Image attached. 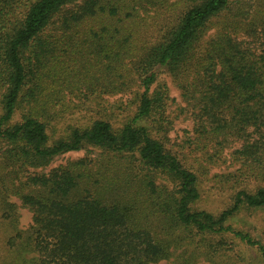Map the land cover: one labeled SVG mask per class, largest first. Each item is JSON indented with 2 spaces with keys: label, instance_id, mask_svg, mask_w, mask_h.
<instances>
[{
  "label": "trees",
  "instance_id": "obj_1",
  "mask_svg": "<svg viewBox=\"0 0 264 264\" xmlns=\"http://www.w3.org/2000/svg\"><path fill=\"white\" fill-rule=\"evenodd\" d=\"M161 71L183 103L173 116L167 85L152 89ZM131 92L137 111L120 127L98 113L103 95ZM181 112L193 122L185 142L207 163L233 148L239 164L224 176L231 205L217 214L195 205L207 165L194 169L168 141ZM93 147L96 158L44 170ZM104 161L123 164L115 181L82 179ZM12 196L32 213L26 229ZM255 208L264 0H0V264H26L28 251L37 264H221L236 243L264 264V229L257 238L230 223Z\"/></svg>",
  "mask_w": 264,
  "mask_h": 264
},
{
  "label": "rangeland",
  "instance_id": "obj_2",
  "mask_svg": "<svg viewBox=\"0 0 264 264\" xmlns=\"http://www.w3.org/2000/svg\"><path fill=\"white\" fill-rule=\"evenodd\" d=\"M164 82L167 85V94L169 99L166 101V112L172 110V116L175 114L177 104H182L179 89L174 85L170 76L161 71L158 74L157 81L152 85V89L158 85V83ZM137 91H142L140 87H136ZM173 98L174 101L171 99ZM101 103L105 106L104 110L98 112L99 114L110 119L114 127H120L127 120L131 119L137 111L138 97L134 92L125 94H106L103 95ZM174 113V114H173ZM95 114L97 115L96 111ZM68 120V119H67ZM63 122L61 121L59 125ZM192 118L186 112H181L174 118L172 125L167 133L169 137V143L172 144L174 151L178 152L179 158L187 164H192L194 169H198L199 164L197 161H201L205 166V170H197L198 185L200 198L196 201L195 205L200 209H206L214 214L219 213L223 209L229 207L232 202V196L234 194V187L230 182L225 181L226 175L234 172L238 168L239 164L236 160L229 159V153L233 148H226L223 152V158H220L216 163H207L202 157V150H198L192 144L191 146L186 143V137L192 135ZM238 143L235 142V146ZM99 148L93 147L89 151L81 149L78 151H68L56 155L50 163L44 168L45 171L60 164H65L69 160H76L84 156L96 158L99 153ZM233 162V163H232ZM97 168L91 171L87 170L82 179H88L96 177L102 178L106 175L109 177V181H115V173L121 172L124 167L123 164L115 166L112 162H103ZM225 176V177H224ZM157 180L162 181L160 175H157ZM164 181V180H163ZM169 186L171 183L165 182ZM11 201L17 204L16 212L17 228L26 229L32 223V213L25 207L20 206V201L12 196ZM235 227H240L251 231L253 235L260 238L261 231L264 229V208L244 209L237 216L230 221ZM1 230V226H0ZM1 236V232H0ZM246 247L242 243H236L234 251H225L217 258L221 264H259L258 259L255 256L254 251L245 249ZM219 253L216 254V256ZM26 264H37V254L32 251L24 253ZM162 261L159 264H164ZM200 263H207L201 261Z\"/></svg>",
  "mask_w": 264,
  "mask_h": 264
}]
</instances>
